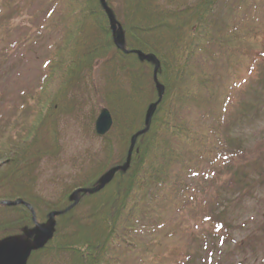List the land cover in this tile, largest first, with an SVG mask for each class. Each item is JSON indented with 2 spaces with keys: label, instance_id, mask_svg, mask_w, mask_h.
<instances>
[{
  "label": "trees",
  "instance_id": "16d2710c",
  "mask_svg": "<svg viewBox=\"0 0 264 264\" xmlns=\"http://www.w3.org/2000/svg\"><path fill=\"white\" fill-rule=\"evenodd\" d=\"M65 1L66 12L59 23L64 32L54 47V57L45 64L48 84L61 76L57 93L48 99V95L40 96L34 105L36 118L26 132L13 144L7 137L6 152L0 148L7 166L0 186L11 191V200L29 203L38 221L51 211L67 209L71 205L68 196L75 189L94 187L103 172L124 163L130 138L144 129L145 110L157 100L153 65L114 47L99 0ZM116 1L120 0H105L124 33V48L154 55L159 61L157 81L164 88L163 98L149 130L135 143L128 170L116 173L98 193L80 195L76 207L55 219L53 239L33 253L28 264L53 258L65 264H209L210 259H196L197 253H208L199 237L211 233L213 238L224 237L219 207L227 199L219 201L218 191L207 197L205 186L215 185L225 175L229 178L226 185L236 195L249 186L245 173L233 168L245 159L228 129L232 112L242 105L236 97L244 91L237 89L242 74L254 75L256 85L264 88V0H195L192 5L181 0L164 4L121 0L122 11L114 6ZM221 7H225L223 12ZM102 59L100 72L110 85L103 99L114 115L121 152L109 162L112 144L109 135L104 137V164L98 163L88 179L67 189L56 203L46 204L41 214L38 202L27 198V181L34 180L30 171L46 152L35 145L50 132L51 144L56 146L54 116L70 107L62 101L66 92L82 78V70L92 72L94 61ZM66 62L69 71L60 68ZM118 71L128 78V89L118 83ZM197 112L196 121L191 120L189 116ZM15 209L21 211L18 227H29V211L22 206ZM195 221V229L202 224L195 235L182 227ZM8 222L0 224L2 238L16 229ZM185 233L198 242L197 253L189 248L191 244L184 246L183 240L169 241Z\"/></svg>",
  "mask_w": 264,
  "mask_h": 264
},
{
  "label": "rangeland",
  "instance_id": "374dc122",
  "mask_svg": "<svg viewBox=\"0 0 264 264\" xmlns=\"http://www.w3.org/2000/svg\"><path fill=\"white\" fill-rule=\"evenodd\" d=\"M181 1L192 5L195 0ZM65 2L0 0V137H3L0 140L1 149L8 147L7 137L10 136L11 144L15 143L17 137L26 132L28 123L36 118L35 101L42 95H48V99L55 91L57 93L61 76L59 74L52 84H48V69L45 64L54 57V47L64 32L59 23L66 12ZM164 2L165 0H159V3ZM115 5L122 11L121 0L116 1ZM224 9L225 7H221V12ZM238 12L242 13L239 10ZM67 62L61 64L60 68L69 71ZM94 64L93 71L87 73L82 70V78L76 80L73 88L66 92L62 101L70 103L68 110L57 111L54 116L57 121L56 146L51 144L54 138L49 135L50 132L43 137L42 142L35 145L37 150L46 152L37 160L35 169L30 171L34 180L33 183L32 180L27 181L30 183L27 198L38 202L41 214L46 212V204L56 203L67 189L88 179L98 163L104 164L105 140L95 134L94 121L99 109L106 106L103 95L110 85L107 84L102 71L100 72L104 67L103 59L94 61ZM254 79V75L248 77L242 74L237 89L244 91L236 95L242 105L240 109L235 107L232 112L231 127L228 129L232 143L241 149L240 157L245 159L244 162L233 164V168L245 173L244 181L249 186L243 187V192L236 195L230 186L226 185L229 179L227 175L223 176L221 181L215 180V185L205 186L208 190L207 197L218 191L221 197L219 201H222V198L227 199L226 203L219 207L223 211L220 216L221 221L225 223L224 237L220 235L213 238L212 233L200 235V240L206 243L207 254L197 253L201 247H198V242L188 237L187 233L169 240L172 244L181 240L184 246L191 244L189 248L197 253L196 259L199 256L210 259L209 264H264V88L256 85ZM117 81L128 89L126 84L129 82L124 72L118 71ZM251 93H255L253 97L248 96ZM111 115L113 126L108 140L112 144V154L109 156V162L115 160L121 152L118 136L116 137L118 130L114 127V115ZM189 117L196 121L198 112ZM9 151L11 154L12 149ZM5 158H0V175L7 170L3 161ZM30 159L32 163L35 161ZM10 194V190L0 186V201L11 200ZM20 214V209L0 206V222L10 221V225H18ZM196 223L197 221L184 223L182 227L189 228L195 235L202 227L201 224L195 229ZM42 264L65 263L61 259L53 258L50 261H42Z\"/></svg>",
  "mask_w": 264,
  "mask_h": 264
},
{
  "label": "water",
  "instance_id": "95a60500",
  "mask_svg": "<svg viewBox=\"0 0 264 264\" xmlns=\"http://www.w3.org/2000/svg\"><path fill=\"white\" fill-rule=\"evenodd\" d=\"M99 3L108 18L115 47L127 53V51L124 50V34L120 25L114 19V16L111 10L107 7L105 0H99ZM133 53L137 55L139 61H146L154 65L153 81L155 83L158 100L157 102L149 105L146 110L144 117L145 128L131 137L130 147L127 152L125 163L122 166L111 168L105 172L98 179L96 187L90 189H78L74 191L69 197V201L72 203L71 206L64 211L50 212L47 216V220L44 223H37L33 210H30L34 227L24 230L22 238L10 237L0 241V264H27L28 258L32 252L42 249L50 240H52L56 226L55 218L74 208L78 204L79 194L93 195L99 192L112 181L114 175L117 172H125L128 169L135 142L139 136L145 134L148 131L152 116L163 96V87L158 84L156 78L159 67V62L157 59L153 55H145L140 51H133ZM111 126L112 118L109 111L106 108H101L100 113L95 120V133L98 136H104L109 132ZM3 204L9 207L20 204L27 206L20 200L15 202H3Z\"/></svg>",
  "mask_w": 264,
  "mask_h": 264
}]
</instances>
